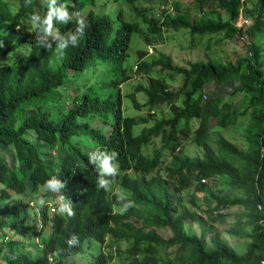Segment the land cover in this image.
Masks as SVG:
<instances>
[{"label":"trees","instance_id":"16d2710c","mask_svg":"<svg viewBox=\"0 0 264 264\" xmlns=\"http://www.w3.org/2000/svg\"><path fill=\"white\" fill-rule=\"evenodd\" d=\"M123 1L130 7L139 0ZM245 1L194 0L202 14L195 20L174 3V14L162 11L161 19L143 15L146 35L162 40L164 29H186L192 36L223 32L227 38H233L240 29L232 20L239 17ZM91 2L94 4L95 0ZM207 2H216L228 18L222 20L218 13L212 17L204 15L203 7ZM57 3L65 4L70 12H80L89 22L78 45L69 46L62 57L38 45L35 29L29 22L33 12L44 15L45 0H32L27 7L25 0H15L12 5L8 0H0V42H3L0 47V200L22 194L28 187L31 192L37 191L50 175H58L66 183L63 194L72 201L75 216H61L55 208L49 215L47 206L39 212L36 210L37 234L49 228L48 237L36 243L41 255L34 259L29 253L14 252L15 243H11L6 250H0V261L4 260L5 264H76L68 259L83 253L86 243L93 240L102 247L105 238L110 237L130 242L124 251L115 248L129 264H264V51L261 46L257 42L247 43V55L236 66L208 60L178 67L163 55L150 65L140 63L137 68L143 74L150 73L151 66L156 64L159 71L168 69L171 76L182 75V83L178 91L173 92L162 78L150 77L147 86L139 87L138 91L146 96L144 105L167 104L172 116L155 121L134 135L133 127L139 118L122 114L117 85L123 82L120 73L124 74L125 69L121 64L128 57L132 35L143 32L141 27L135 21H122L114 28L111 18L99 16L91 6L86 9L84 0H57ZM259 5L261 8L255 15L251 14L253 22L246 31L250 38L264 36V0H260ZM5 23L34 36L27 40L29 55L9 59V51L14 47L7 46L1 29V24ZM74 25L73 20L67 25L57 22L55 26L66 32ZM138 53L140 57L146 54ZM95 61H110L112 77L100 87L85 86L79 93L78 83L89 74L87 68ZM233 81L240 83L239 90L245 97L240 111L227 112L229 105L220 98L202 101L200 92L207 83L221 85ZM63 87L75 92L69 108L57 105L58 98L67 93V90L62 91ZM100 89L110 91L103 93ZM181 95L182 104L176 106L174 100ZM130 97L136 104L133 94ZM242 116L248 117L244 129L246 150L221 137L217 139L216 154H212L207 143L208 120L214 118L217 127L226 128ZM109 117L112 119L107 132L93 125L94 120L108 125ZM193 119L199 122L193 131L194 143L203 153L189 157L179 151L178 134L182 124L189 131ZM140 120L148 121L145 117ZM28 133L34 136L35 143L28 141ZM156 137H160L162 146L154 150L152 156L144 155L142 147ZM95 147L119 154V176L115 180L135 201V207L124 214L118 211L112 193L96 188L97 173L87 158V153ZM166 153L173 161L165 168V178L157 169ZM216 177L228 178L238 195L210 193L214 206L207 212L211 221H219L224 218L220 211L229 207L240 206L246 211L251 230L245 235L250 242L242 255L230 247L202 215L179 209V195L184 189L194 186L196 191L207 192L206 183ZM201 179L206 183L200 182ZM14 212L16 222L26 216L24 211ZM189 221L205 224L199 236L184 230ZM21 226L25 231L20 235L24 236L28 227ZM15 228L21 229L20 226ZM148 228L168 229L171 236L164 238ZM171 248H174L173 254L159 256L161 251ZM111 260L110 252L99 249L90 264H109Z\"/></svg>","mask_w":264,"mask_h":264},{"label":"rangeland","instance_id":"374dc122","mask_svg":"<svg viewBox=\"0 0 264 264\" xmlns=\"http://www.w3.org/2000/svg\"><path fill=\"white\" fill-rule=\"evenodd\" d=\"M12 5L15 0H8ZM85 8L91 6L95 13L99 16L106 15L113 20L114 28H117L122 21H135L143 32L140 34H133L130 46L128 49V57L123 61L121 67L125 69V73H120V78L123 82L118 84V93L121 98V109L124 116H134L137 119L138 124L133 127L134 135H138L143 128L150 127L155 121L160 119H166L172 116V111L167 104L149 107L144 105L146 102V96L143 92L138 91L139 87H145L148 85L150 77H160L168 85L169 89L173 92H177L182 83V75L173 74L170 75V71L165 69L159 71L158 65L151 66V71L148 74L139 72L137 66L140 63H147L150 65L154 61L158 60L160 56L169 57L173 66L185 67L189 62L213 60L221 62L222 64H231L236 66L240 59H243L247 55V43L257 42L258 45L264 51V36H256L250 38L247 34V28L253 22L252 13L255 15L257 9L260 10V0H246L241 14L238 18L232 20V23L240 29V31L233 38H227L223 32L208 34L203 36H192L188 30L179 29L163 30L162 40L155 38V36L146 35L147 25L143 21L142 17L145 14L147 18L161 19L163 16L162 11L168 10L175 13L173 10V4H178L179 8L183 11L186 10L189 13L191 20L198 19L202 16L199 13V9L196 7L194 0H139L134 5L129 7L123 0H95L92 4L91 0H84ZM227 1V0H225ZM164 3V5H163ZM264 10V5L262 6ZM212 11H215L212 13ZM204 15L212 17L215 13L221 17L222 20H226L228 15L222 9L216 5V2H207L203 7ZM120 15V16H119ZM1 29L4 33L8 47H14L9 51V59L16 57H25L30 53V43L27 40L34 38L30 32H24L18 27H13L11 24H1ZM139 51H144L146 54L140 57ZM5 62L8 61L6 58ZM110 61H95L92 67L87 68V76H83L81 83L79 82V93L83 91L86 86L95 85L100 87L103 83L108 82L111 77ZM121 72V71H120ZM68 85H70L68 83ZM83 86V87H82ZM240 83L233 81L218 85L214 82L207 83L201 89L202 101H207L213 98L222 99V103L229 105L227 112L240 111L245 104V97L241 90ZM114 88L111 89L113 91ZM67 93L60 96L57 101V105L62 108H69L73 104L71 98L74 97L75 92L73 89H67L63 87L62 91ZM103 93H108L109 89L101 90ZM115 92V91H113ZM133 94L136 104L132 101L130 95ZM80 95V94H79ZM183 101V95L174 100L176 106H181ZM57 107V106H56ZM154 112V114L151 113ZM150 115V117H149ZM141 117L148 119L146 123H142ZM112 118L109 117L110 121ZM102 120H94L93 125L100 127L105 132L110 128L111 121L108 125H104ZM198 120H191L190 130L186 131L183 124L181 125L180 134H178V142L180 152L182 155L189 157L201 156L203 151L194 143V130L198 126ZM248 123V117H239L236 123L226 128H219L216 126L215 119H209L208 125L210 132L207 137V143L209 150L212 154L217 152V139L223 137L226 140L232 142L240 149L246 150V139L244 135V129ZM27 139L31 143H35L34 136L31 133L27 134ZM162 146L160 137L151 138V140L142 147L144 155L152 156L154 150L159 149ZM173 161V157L166 153L162 158V163L157 169V173L164 176L165 168ZM152 175H155L153 173ZM119 176V174H118ZM228 178L216 177L210 182H207L205 191H196L194 186L184 189L179 195L180 203L179 209H189L202 215L207 224L212 225L214 229L220 234V236L232 247L239 255H242L246 251V247L250 242V239L246 237L251 230V225L247 224V216L245 217V210L240 206H232L225 210L220 211L224 215V218L219 221H211L209 213L207 212L214 206L213 193L215 195H226L233 197L238 195L228 183ZM120 187L118 180H115L113 188ZM121 188V187H120ZM37 191H30L29 187L22 194H16L9 199L0 200V250H6L11 243H15L14 252H25L31 254V257L37 259L41 253L39 247L36 245L41 239L47 238L49 234V228L46 227L42 232L37 234L38 229L34 228V221L39 223L38 212L36 207L33 206L34 194ZM112 193V192H109ZM55 196L49 195V204L47 205V213H52V208H55L53 201ZM13 210L15 214H19L24 211L26 216L19 218L18 222L14 219ZM36 210L38 211L36 213ZM216 215V212L213 213ZM244 223V225H242ZM21 225L28 227L25 235L21 236L22 231L25 228ZM20 226L21 229L17 230L15 227ZM204 225H200L195 222H186L184 230L187 233H193L200 235L204 228ZM206 228V227H205ZM155 231L164 238H169L171 232L168 229L148 228ZM39 235V236H38ZM207 237V233H206ZM207 244L210 246L209 242ZM130 246V242L113 240L110 237H106L102 247L96 242L91 240L90 243H86L83 253L69 258V262H75L76 264H90L93 257L99 252H110L112 254V260L109 264H129V260L125 259L122 254L119 255L115 252V248L120 251H124ZM174 248L168 249L165 252H160L159 256L165 257V253L173 254ZM6 262L0 261V264Z\"/></svg>","mask_w":264,"mask_h":264},{"label":"clouds","instance_id":"9594fccd","mask_svg":"<svg viewBox=\"0 0 264 264\" xmlns=\"http://www.w3.org/2000/svg\"><path fill=\"white\" fill-rule=\"evenodd\" d=\"M32 0H25V6L31 5ZM46 12L42 16L38 11L29 16V22L35 29L36 41L40 47L53 51L58 57H62L69 46H77L81 38L84 37L89 22L85 15L80 12H70L63 3L57 0H45ZM75 21L74 28L61 32L56 23L67 25L70 21ZM53 45L55 47L53 48ZM3 47V42H0ZM154 114V113H152ZM118 152L107 151L100 147H95L87 153L88 163L93 165L97 173L96 188L105 192H112L116 199V206L120 214L128 212L135 207V201L130 199L129 193L123 188H113L115 178L119 172ZM66 183L58 178V175H50L44 183L38 187L34 194L33 206L37 210L44 209L49 204V194L55 196L53 203L57 214L74 217L73 203L63 194ZM52 211L54 209L52 208ZM76 237L73 236L74 240ZM72 240L68 243L71 244Z\"/></svg>","mask_w":264,"mask_h":264},{"label":"built area","instance_id":"2783aa9c","mask_svg":"<svg viewBox=\"0 0 264 264\" xmlns=\"http://www.w3.org/2000/svg\"><path fill=\"white\" fill-rule=\"evenodd\" d=\"M151 113H154V112L151 111ZM200 182H202V183H206V180H205V179H201Z\"/></svg>","mask_w":264,"mask_h":264}]
</instances>
